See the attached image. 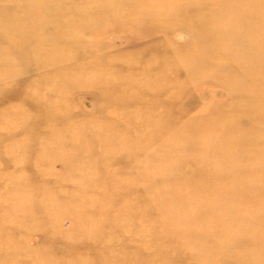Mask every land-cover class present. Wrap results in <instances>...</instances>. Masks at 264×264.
Instances as JSON below:
<instances>
[{"label":"rangeland","instance_id":"obj_1","mask_svg":"<svg viewBox=\"0 0 264 264\" xmlns=\"http://www.w3.org/2000/svg\"><path fill=\"white\" fill-rule=\"evenodd\" d=\"M0 264H264V0H0Z\"/></svg>","mask_w":264,"mask_h":264}]
</instances>
